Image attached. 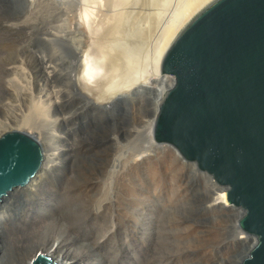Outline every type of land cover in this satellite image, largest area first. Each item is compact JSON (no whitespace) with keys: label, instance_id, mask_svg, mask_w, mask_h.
Here are the masks:
<instances>
[{"label":"rangeland","instance_id":"1","mask_svg":"<svg viewBox=\"0 0 264 264\" xmlns=\"http://www.w3.org/2000/svg\"><path fill=\"white\" fill-rule=\"evenodd\" d=\"M31 1L0 0V45L2 46L0 47V62L2 65H7L15 58L23 56L25 62H23L25 64L23 69H26L29 75L34 76L36 72L42 71L52 50L55 48L58 50V56L62 58L63 73L58 76L56 83L68 84L72 98L64 106L51 109L44 118L42 126L44 130L50 129L52 133L55 130V134L64 137H67L69 133L70 147L73 146L71 153L64 156V168L71 169L74 176H78L76 190L79 192L81 189L94 191V178L99 176L112 154V146L108 143V137L118 134L123 142L129 140L130 131L134 129L138 133L142 132L141 135L145 137L147 127L158 109L162 92L166 88L162 76L158 75L155 69L156 52L162 43L166 28L176 21L178 14L189 0H66L62 5L61 10L63 11L58 12L56 16L52 11L40 6L39 1H32L36 4ZM85 8L94 10L88 24L83 23L79 18L80 12ZM50 32L52 36L47 37L46 33ZM86 53L96 59L97 64L100 63L99 66L101 65L100 67L104 70L103 77H101L103 79H100L102 83L98 84L97 89V85L93 87L97 93V95L92 94L95 97L91 95V91L85 93L84 85L77 80L80 63ZM70 74L74 77L70 78ZM29 75L25 78L28 84L34 80ZM88 88L93 89L92 85ZM96 99L109 101L110 105L107 108L99 104L96 106ZM86 101H90V107L84 108L76 118L74 117L75 119L62 125L58 124L56 120L58 115L64 112H74L81 106V102ZM50 136L55 138L53 135ZM54 140L56 145L62 148V143L56 138ZM142 141L145 142L143 139ZM154 146L140 153L142 155L139 156L137 165L135 164L134 167L139 175L137 177L143 179L137 181L140 185L138 192L142 195L139 197L142 200L141 204L138 198L136 200L141 208L144 211L150 208L156 211L157 215L161 211L166 213L162 205L171 200L170 197L168 198L169 192L177 196L179 192L175 190L179 182L181 185L185 184V189L189 190V197L186 200H182V197L181 200L176 199L177 209L174 206L175 208H169L167 211L168 221L166 220L165 229L170 224L173 229L168 228L166 232L169 235L165 239V247L160 249L161 247L157 246L161 243L162 237L158 230L153 233L145 230V234L148 231L151 234H146L148 235L146 239L144 235L145 241L142 242L144 248L148 247L152 251L167 248L163 250L165 253L158 260L156 258L152 260L151 256L154 253L150 250L144 251V249L143 252L149 254L150 262L152 264H241L248 253V246L252 243L256 245L254 240L248 243L240 239L237 223L242 212L229 205L212 206L208 202L214 188L211 179L199 172L192 164L184 162L169 146ZM149 155L151 159L159 156H157V161L144 159ZM159 157L166 164L168 163V170L171 172L158 166V164L161 165ZM149 172L151 173L147 174ZM152 173H156L159 182L164 183L165 189L161 192L162 194L154 195L150 192L154 185L150 176ZM118 186L119 194L124 199L128 196L127 191H124L125 186L123 184ZM148 195L150 197L154 195L155 198L149 199ZM37 199L36 202L39 201L38 203L44 206L43 198L40 196ZM174 215L176 219H173ZM141 217L138 215V218L142 220ZM89 219V223L94 222L91 217ZM155 221L156 219L153 222ZM127 229V226L121 228V234L116 236L114 239L116 243H113L111 247L120 248V242H118L120 240L121 243L125 242L123 245L129 244ZM143 230L142 227L140 232ZM73 237L76 238V236ZM155 243L157 249L153 247ZM56 246L57 244L53 250ZM79 247L80 252L86 249L83 243ZM86 250L94 256L88 255L92 259L99 258L98 249L94 253L89 249ZM135 254L134 258L141 262L136 250ZM124 258L126 261H123ZM129 258L126 254L122 255V259L119 260L120 264L132 262Z\"/></svg>","mask_w":264,"mask_h":264},{"label":"bare ground","instance_id":"2","mask_svg":"<svg viewBox=\"0 0 264 264\" xmlns=\"http://www.w3.org/2000/svg\"><path fill=\"white\" fill-rule=\"evenodd\" d=\"M35 1H39L38 3L40 6L42 5L48 11H52L56 16L58 12L63 11L61 10L63 8L62 5H64L66 0ZM35 1L32 3H35ZM203 1L204 0H189L178 14L176 21H173V24L166 28L167 30L164 38L155 56V69L157 73L159 62L170 34L177 25ZM92 11L94 13L93 9ZM92 11L89 9L86 10L85 8L80 12L81 14L79 18L83 23H90ZM46 35L47 37L52 36L51 32L46 33ZM0 47L2 46L0 45ZM85 59L91 61V67L93 69L91 85L92 88L97 85V89L98 84L102 83L100 79H103L101 77H103L102 73L104 70L100 67L101 65L99 66L100 63L97 64L96 59L92 58L89 53H86L85 58H82L81 60L79 72L77 71V74H80ZM23 62V56L17 59L15 58L10 63H7V65H2L0 62V138L6 133L13 131L26 134L42 145L45 157L40 171L26 186H19L8 190L3 199L0 200V264H33V261L37 259V256L40 254L49 258L52 263L56 264H120L119 260H121L122 255L125 254L128 255L130 257L129 259L132 261L128 264H152V262H150L151 260H149L150 257H148L149 254L143 252L144 249V251L150 250L148 247L144 248L142 245L144 235L149 233L148 231V233L145 234V230H150L151 233L158 230L159 235L162 237L161 243L157 246L161 247L160 249L165 247V239L169 235L166 232L172 228V225L170 224L168 225L169 229H165L168 215L167 211L169 208L176 207V199L181 200L182 197V200H186L189 197V190L187 188L185 189V184L181 185L179 182L175 190L176 192H179L177 196L172 194V192H169L168 198L170 197L171 200L168 201L169 203L166 202L162 205L164 206L163 209L166 213L161 211L160 214L157 215L156 211L151 210L150 208L145 209L144 211L140 206L142 200L139 197L142 195L138 192V187H140V185L137 184V181L143 179L137 177L139 175L135 172L134 167L137 159L142 155L140 153H144L145 150L150 149L151 146L155 145L153 131L156 113L153 115L149 127H147V131L144 134L145 137L141 135L142 132L138 133L135 129L130 131L129 140L123 142L118 134H113L108 137V143L112 146V154L109 156L103 170L101 169L102 171L99 173V176L94 178L95 190L89 191L87 189H81V192H79L76 190V183L77 180H79L78 176H74L75 174L72 173L71 169L64 168V156L71 153V147L73 146L70 147L71 143L69 142V138L71 136L69 133H67V137L57 135L55 134V130L52 133L50 129H47L50 131L49 132L44 130V126H42L44 118H46L47 113H50L49 111H51V109L64 106L66 102L72 98L68 84L62 85L56 83V79L59 78L58 76L63 73L61 70L62 58L60 59L58 56V50H56V48L53 49L50 57L44 64L42 71L36 72L34 76L29 75L28 72L25 71L26 69H23L25 65ZM27 75H29L30 78H34L29 84L25 80ZM71 76L74 77L70 74L69 77L71 78ZM161 78L163 83L166 84V88L164 92H162L164 95L165 92L173 87L174 79L164 76ZM83 88V90H86L85 93L91 91V95L93 93L97 95L94 88L89 89L90 87L88 88V86H84ZM95 101L96 106L99 104L104 108H107L110 105L109 101H106L107 103L97 99ZM92 106H95V104H92ZM88 107H90V101L84 103L81 102V106L77 110L74 112H64L58 115L56 120L59 125H62L71 119H75L84 108L86 109ZM50 135H53L60 143H62V148H59V146L56 145L55 138H51ZM142 139L145 142H143ZM151 155H149V157L146 156L144 159H150V161L154 159L157 161V156L159 155L153 159L150 158ZM148 160H146V162ZM144 161L145 160H143V162ZM160 161L161 165L158 164V166L171 172V170H168V163L166 164L161 159ZM150 173L151 172L147 174ZM150 176L152 177L151 181L154 182L150 192L154 195L162 194L161 192L165 189L163 185L164 183L159 182L156 178V173H152ZM211 181L213 182L214 188L208 202L212 206L228 205L226 200L228 188L218 185L212 179ZM120 184L125 186L124 191L126 190L128 193V196H125L124 199H122L119 194L120 189L118 185ZM142 194L144 195V193ZM149 195V199L151 197L155 198L154 195L151 197ZM40 196L44 200V206H41L38 203L39 201L36 202V199ZM136 198L140 200V204L137 202ZM147 203L149 204V202ZM175 209H177V207ZM138 215H141V218L143 219L141 220L138 218ZM90 217L94 222L89 223ZM155 219L156 221L153 222ZM173 219H176L175 215L173 216ZM124 226L128 227L127 237L129 236V244L123 245L125 242L123 243L122 241L121 243L120 240L118 241L120 242V248H118V246L111 247L113 243H116L114 239L121 234V228ZM142 227L144 230L140 232ZM155 234H157V232ZM240 235V239L245 240L248 243L249 241L254 240L241 231ZM73 236H76V238ZM147 236L148 235L145 236V239ZM158 241L160 242V240ZM81 243H83L85 248L89 249L92 253L98 249V251H100L98 254L99 258L92 259L89 257L88 255H91L92 257L94 256L86 249L81 250L80 252L79 245H81ZM56 244V249L53 250ZM77 244L79 245L77 246ZM75 245L78 248L74 247ZM137 245L138 247H136ZM157 246L156 243L153 244V247H156V249ZM254 247L255 243L248 246L250 250ZM73 248H76L78 253ZM160 249H153V251L150 250L154 253L151 256L152 260L155 258L157 260L159 258L161 259V255H164L163 253H165L163 250H166L167 248H164L163 250ZM135 250L137 254L140 255L139 259L141 262L134 258L136 255ZM123 261H126L125 258Z\"/></svg>","mask_w":264,"mask_h":264},{"label":"water","instance_id":"3","mask_svg":"<svg viewBox=\"0 0 264 264\" xmlns=\"http://www.w3.org/2000/svg\"><path fill=\"white\" fill-rule=\"evenodd\" d=\"M158 75L174 79L156 111L154 143L173 149L242 212L256 241L241 264H264V0H204L173 30ZM21 132L0 138V200L44 161ZM33 264H55L42 254Z\"/></svg>","mask_w":264,"mask_h":264},{"label":"clouds","instance_id":"4","mask_svg":"<svg viewBox=\"0 0 264 264\" xmlns=\"http://www.w3.org/2000/svg\"><path fill=\"white\" fill-rule=\"evenodd\" d=\"M92 71L93 69L91 67V61L85 59L81 72L77 77V80L84 86H90L92 84Z\"/></svg>","mask_w":264,"mask_h":264}]
</instances>
